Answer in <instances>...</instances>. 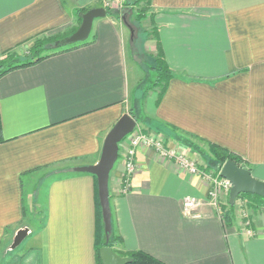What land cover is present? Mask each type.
I'll list each match as a JSON object with an SVG mask.
<instances>
[{"label":"crops","instance_id":"0c3cea01","mask_svg":"<svg viewBox=\"0 0 264 264\" xmlns=\"http://www.w3.org/2000/svg\"><path fill=\"white\" fill-rule=\"evenodd\" d=\"M98 1L0 0V53L77 24L78 10L100 8ZM151 9L149 47L154 55L160 49L173 78L145 100L140 119L131 113L134 49L116 17L95 20L88 45L0 78V262L20 249L37 264H98V181L76 169L99 163L125 115L136 121L133 133L142 122L186 155H199L196 145L219 146L264 181V0H152ZM133 133L119 144L109 177L112 231L123 241L117 251L164 264H264V211L242 209L226 227L208 204V182L152 149H139L124 192ZM59 166L62 176L42 180L46 211L34 228L32 182ZM189 196L203 203L200 219L184 215Z\"/></svg>","mask_w":264,"mask_h":264},{"label":"rangeland","instance_id":"374dc122","mask_svg":"<svg viewBox=\"0 0 264 264\" xmlns=\"http://www.w3.org/2000/svg\"><path fill=\"white\" fill-rule=\"evenodd\" d=\"M131 0H100L96 2L95 6H100V8L108 9L113 13H117L119 21L123 24V30L127 34L128 38L130 39V44L134 49V58L136 60V65L138 68V86L132 91L131 100L134 103V109H138L141 105L144 106V102L148 97H156L152 96L153 93H158L161 95L162 87L156 86V72L154 71V62L158 54L154 55L151 52V48L149 47L151 39L154 37L155 29L152 28L151 25L152 21V9H148L145 3H142L140 7L133 8L132 6H128L127 3ZM141 8V9H140ZM143 9H146L145 11ZM140 15V16H138ZM29 44L22 46L19 49L20 54H26L29 49ZM158 51V50H156ZM157 53V52H156ZM132 65V64H131ZM141 122L138 124L137 129H143L146 133H151L149 129H144ZM153 135H156L155 133ZM159 137L160 140L166 144L164 136L159 133L156 135ZM194 146V145H193ZM209 144L205 145H196L195 148L199 155H188V158H191L198 166H200V162L204 165L202 166L205 168V172L208 174H212L214 176H219L221 173V169L219 175L216 174L218 163L214 159ZM189 153V152H188ZM185 154V153H184ZM186 155V154H185ZM66 167L59 166L45 172L41 173L40 181H33L32 182V197L29 199V219L32 220L34 228L35 226L38 227L42 224V220L45 215V186L40 187L43 185L42 180L50 181L53 178H58L66 172ZM212 172V173H209ZM44 174V176L42 175ZM221 176V175H220ZM224 199V198H223ZM221 199L222 206L226 205L229 202V196H226L225 200ZM252 205V204H251ZM250 203L244 200H237L235 204V211L233 215L238 213L242 209L251 210L249 207ZM253 207V206H251ZM254 209V207H253ZM264 207L261 209H257V211H262ZM256 211V210H255ZM221 214V215H220ZM219 217L222 219L224 225L228 227L226 220L224 219L223 215L225 214L223 211L220 213ZM235 216H233V219ZM232 219V220H233ZM35 220V221H34ZM118 247V246H117ZM2 262L0 264H37V256L33 252H26L24 250H14L12 252L6 251L2 255Z\"/></svg>","mask_w":264,"mask_h":264},{"label":"trees","instance_id":"16d2710c","mask_svg":"<svg viewBox=\"0 0 264 264\" xmlns=\"http://www.w3.org/2000/svg\"><path fill=\"white\" fill-rule=\"evenodd\" d=\"M151 2L152 0H131L127 3L128 6H132L133 8H138L142 3H145L148 9H151ZM141 9V8H140ZM144 11L146 9H143ZM89 9H82L78 10V19L77 24L72 25L68 27L67 29L56 32V33H50V34H42L39 35L19 46H17L15 49L0 53V78L4 75H6L9 72H12L17 69L27 68L33 65H36L37 63L48 59L52 56L68 52L78 46H85L88 45L91 42L90 37L79 44L70 45V46H61L60 43L63 42L65 39L73 35L77 32L79 29L81 23H82V16L87 13ZM107 16H110L112 18L118 19V14L113 13L106 9ZM153 15V13H152ZM140 16V15H138ZM29 49L26 54H20L19 49L29 44ZM154 71L156 72L157 78H156V86L162 87V93L165 91L166 86L168 85L169 81L173 78V72L168 66V64L165 61V58L158 49V55L156 57V60L154 62ZM141 107V105H140ZM140 107L138 109H132L131 113L133 117L140 119L138 116V111L140 110ZM0 134H1V121H0ZM210 151L218 163V168L216 171V174L219 175L221 167L228 161L235 162L239 167L245 168L249 170L248 164L238 157L237 155L231 153L230 151L223 149L219 146L209 144ZM96 199H97V236H96V254H97V260L98 264H102L101 258H100V250L103 247L109 246L111 247L118 255L121 257L130 258L132 260L129 264H164L160 260L156 259L152 255H149L143 251H135L130 253H120L117 251V246L121 245L123 243L121 237L117 236L114 231L110 234L109 240L107 241L106 233H105V224L103 220V213L102 208L99 201V195H98V184L96 187ZM238 200H244L250 203V208L254 211L259 208L264 207V199L255 195L250 194H243L241 195ZM252 204V205H251ZM253 206V207H251ZM223 212L225 213L223 215L224 219L226 220L228 226L232 224L233 219V212L235 211V206H230L229 202L226 205L222 206Z\"/></svg>","mask_w":264,"mask_h":264},{"label":"water","instance_id":"95a60500","mask_svg":"<svg viewBox=\"0 0 264 264\" xmlns=\"http://www.w3.org/2000/svg\"><path fill=\"white\" fill-rule=\"evenodd\" d=\"M107 16L104 8L89 10L82 16V23L76 33L60 43L61 46H70L86 41L92 32L93 23L97 19ZM136 121L125 115L115 125L106 138L99 163L92 167L77 168V172L95 175L98 181L99 200L105 224L107 241L112 233V213L109 197V177L118 160L119 144L124 141L136 128ZM221 177L232 185L229 192V204L235 206L238 198L243 194H250L264 199V181L256 179L248 169L239 167L235 162L228 161L221 167ZM102 264H129L130 258L121 257L111 247L106 246L100 250Z\"/></svg>","mask_w":264,"mask_h":264},{"label":"built area","instance_id":"2783aa9c","mask_svg":"<svg viewBox=\"0 0 264 264\" xmlns=\"http://www.w3.org/2000/svg\"><path fill=\"white\" fill-rule=\"evenodd\" d=\"M142 147L152 149L157 155L165 160L175 161L181 169L187 171L191 175L201 177L204 181L208 182L210 186L207 197L208 204L218 215L222 213L221 196H229L232 187L231 183L223 179L220 175L214 176L202 171L191 158H188L187 155L179 153L175 149L166 147L164 142L160 140L158 136L148 134L142 129L135 130L125 153L124 192L129 190L130 180L138 170L137 154ZM202 204V201L196 197H186L183 204L185 217L194 220L200 219L202 217L200 214Z\"/></svg>","mask_w":264,"mask_h":264}]
</instances>
